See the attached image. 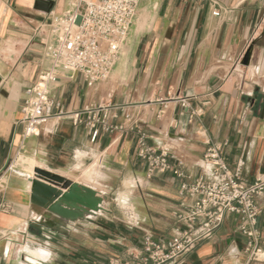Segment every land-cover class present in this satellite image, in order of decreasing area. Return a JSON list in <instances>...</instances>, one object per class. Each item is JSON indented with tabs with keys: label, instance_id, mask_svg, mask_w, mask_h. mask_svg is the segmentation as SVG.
<instances>
[{
	"label": "crops",
	"instance_id": "0c3cea01",
	"mask_svg": "<svg viewBox=\"0 0 264 264\" xmlns=\"http://www.w3.org/2000/svg\"><path fill=\"white\" fill-rule=\"evenodd\" d=\"M35 1L0 0V175L15 162L22 168L0 185V264H134L146 236L166 244L183 229L176 214L192 201L179 196L181 181L171 173L147 177L135 154L140 133L150 147L168 148L172 163L183 162L188 183L209 144L222 147L245 183L264 173V0H215L219 18L209 0H140L106 81L87 86L60 70L48 86L51 102L83 123L51 118L24 137L25 91L49 66L33 31L70 0H48L49 13L35 10ZM98 108L92 141L85 110ZM34 168L94 189L103 210L93 223L68 222L33 206ZM258 202L264 234V196ZM238 224L228 216L180 264H245Z\"/></svg>",
	"mask_w": 264,
	"mask_h": 264
},
{
	"label": "built area",
	"instance_id": "2783aa9c",
	"mask_svg": "<svg viewBox=\"0 0 264 264\" xmlns=\"http://www.w3.org/2000/svg\"><path fill=\"white\" fill-rule=\"evenodd\" d=\"M140 0H70L61 14L50 13L47 23L38 25L34 37L42 48L48 68L40 73L38 81L25 91L22 106L23 136L29 137L51 118L72 117L82 124L79 113H63L58 103L49 99L48 86L58 79L60 70L81 75L87 86L106 81L116 63L121 47L137 13ZM212 16L219 18L222 7L209 0ZM187 109L184 101H181ZM165 107V106H164ZM54 112H53V111ZM86 109L90 115L85 122L91 140L98 136L97 112ZM199 116L191 112L190 118ZM129 119V116L125 117ZM105 119V116L103 117ZM103 130H122L121 126ZM144 134L136 141L135 154L146 165L147 177L171 173L180 183L179 196L192 202L184 213L176 214L183 229H177L166 244H156L150 237L143 240L142 253L134 264H180L181 259L196 246L213 238L228 216L239 219L237 231L246 239L245 264H264V234L257 227L263 209L258 200L264 196V173L253 182L245 183L239 168L231 170L223 157L222 147L209 144L200 165V174L190 183L181 160L171 162L168 148L150 147ZM8 174L22 175L10 165L0 175V185ZM3 210H9L3 206Z\"/></svg>",
	"mask_w": 264,
	"mask_h": 264
},
{
	"label": "water",
	"instance_id": "95a60500",
	"mask_svg": "<svg viewBox=\"0 0 264 264\" xmlns=\"http://www.w3.org/2000/svg\"><path fill=\"white\" fill-rule=\"evenodd\" d=\"M52 6L53 2L48 0L34 3L35 10L45 13H49ZM29 199L33 206L68 222L93 223L103 210V199L94 189L40 168L33 169Z\"/></svg>",
	"mask_w": 264,
	"mask_h": 264
},
{
	"label": "bare ground",
	"instance_id": "6f19581e",
	"mask_svg": "<svg viewBox=\"0 0 264 264\" xmlns=\"http://www.w3.org/2000/svg\"><path fill=\"white\" fill-rule=\"evenodd\" d=\"M20 161H21V164H22V162L24 163V164H27L26 162H28V160H26V159H20ZM29 163V162H28ZM32 174V173H31ZM30 178V177H29ZM26 253H28V254H30V255H33L34 257H36L37 258V256L35 255V253L30 249V250H28Z\"/></svg>",
	"mask_w": 264,
	"mask_h": 264
},
{
	"label": "rangeland",
	"instance_id": "374dc122",
	"mask_svg": "<svg viewBox=\"0 0 264 264\" xmlns=\"http://www.w3.org/2000/svg\"><path fill=\"white\" fill-rule=\"evenodd\" d=\"M17 161V160H16ZM13 168L17 171V172H19V171H22V168L20 167L19 168V166H18V164L15 162V163H13ZM27 249H29L27 246H25L24 247V250H27Z\"/></svg>",
	"mask_w": 264,
	"mask_h": 264
}]
</instances>
